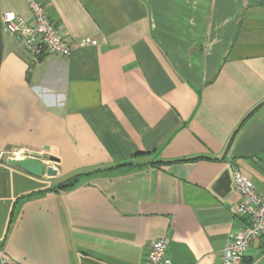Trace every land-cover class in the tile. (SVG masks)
I'll use <instances>...</instances> for the list:
<instances>
[{"label": "crops", "instance_id": "1", "mask_svg": "<svg viewBox=\"0 0 264 264\" xmlns=\"http://www.w3.org/2000/svg\"><path fill=\"white\" fill-rule=\"evenodd\" d=\"M41 2L68 56L34 59L3 23L30 20L26 2L0 0V254L146 264L166 237L170 264H222L234 173L264 191V0ZM245 259L264 264V238Z\"/></svg>", "mask_w": 264, "mask_h": 264}, {"label": "built area", "instance_id": "2", "mask_svg": "<svg viewBox=\"0 0 264 264\" xmlns=\"http://www.w3.org/2000/svg\"><path fill=\"white\" fill-rule=\"evenodd\" d=\"M24 1L30 20L5 16L3 23L8 33L34 59L45 55L68 56L72 46L66 42L62 31L50 21L41 0ZM233 186L241 198L234 211L240 226L223 249L222 264H249L245 254L251 243L264 238V191H256L253 182L239 172L234 173ZM168 243L166 237L153 241L146 264H170L166 255ZM0 264L10 263L0 254Z\"/></svg>", "mask_w": 264, "mask_h": 264}, {"label": "trees", "instance_id": "3", "mask_svg": "<svg viewBox=\"0 0 264 264\" xmlns=\"http://www.w3.org/2000/svg\"><path fill=\"white\" fill-rule=\"evenodd\" d=\"M200 158H193V159H187V160H177L176 162H195L198 161ZM168 163V162H167ZM150 165H160L163 164V162L158 161L155 163H149ZM134 165L129 164V165H116L114 167H108V168H99L96 170H93L89 173H77L67 179L62 180L60 183H58L57 185L51 187L50 189L43 191V192H37V193H33L30 195H26L23 196L21 199H26V198H30V197H35V196H39V195H44V194H48V193H59V192H63L66 190H69L71 188H73L74 186L77 185V183L79 182L80 178L82 177H90V176H98V175H103L105 173L108 172H112L114 170H117L119 168H124V167H132ZM138 166H144V165H138Z\"/></svg>", "mask_w": 264, "mask_h": 264}, {"label": "water", "instance_id": "4", "mask_svg": "<svg viewBox=\"0 0 264 264\" xmlns=\"http://www.w3.org/2000/svg\"><path fill=\"white\" fill-rule=\"evenodd\" d=\"M46 163V159L43 158V162H38L34 159L26 158L23 161L17 162V166L22 170L38 176V177H45L46 170L43 168V165Z\"/></svg>", "mask_w": 264, "mask_h": 264}]
</instances>
